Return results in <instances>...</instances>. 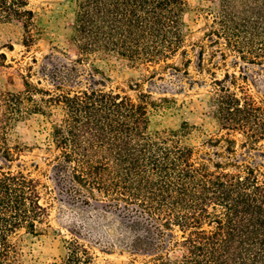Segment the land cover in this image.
Returning <instances> with one entry per match:
<instances>
[{
  "label": "trees",
  "instance_id": "trees-1",
  "mask_svg": "<svg viewBox=\"0 0 264 264\" xmlns=\"http://www.w3.org/2000/svg\"><path fill=\"white\" fill-rule=\"evenodd\" d=\"M73 40L82 56L115 54L132 63L154 64L186 53L188 0H75ZM29 0H0V23L19 22L24 44L38 29ZM211 43L264 67V0H219L209 30ZM0 65L6 55L0 50ZM44 74V89L24 77L19 91L0 90V161L9 164L24 148L12 132L26 116L51 121L48 157L59 193L90 214L70 228L67 253L44 264H95L92 240L145 258L137 264H264V178L250 165L229 170L196 156L187 138L196 128L149 131L147 95L114 90H66L78 73L68 65ZM231 84L235 86L234 75ZM213 87L214 117L226 131L227 152L241 134L254 148L264 144V104L245 88ZM220 138H211L213 146ZM42 182L23 169L0 170V264L21 260V231L41 234L50 212Z\"/></svg>",
  "mask_w": 264,
  "mask_h": 264
},
{
  "label": "rangeland",
  "instance_id": "rangeland-1",
  "mask_svg": "<svg viewBox=\"0 0 264 264\" xmlns=\"http://www.w3.org/2000/svg\"><path fill=\"white\" fill-rule=\"evenodd\" d=\"M185 12L187 45L185 54L154 64L132 63L115 54L93 53L82 56L73 40L75 0H29L35 13L38 29L30 46L24 44V29L19 22L0 23V50L6 55V66L0 65V90L19 91L24 88V77L44 89H52L55 81L44 74L43 66L50 68L68 65L78 73L66 90L104 88L133 99L146 94L149 102V131L156 133L179 129L184 121L196 128L187 141L195 147L200 160L220 161L235 171L237 166L250 165L264 178V144L252 148L246 137L232 133L236 138L235 153L226 150V131L214 117L211 103L213 87L228 83L237 93L245 88L259 103L264 104V67L240 59L223 41L211 43L206 32L216 15L219 0H188ZM236 77L235 86L230 83ZM62 117V110L46 118L40 114L28 115L16 125L12 141L25 147L22 155L9 164L0 161V170L23 169L42 182L43 202L48 203L49 218L41 225V234L21 231L18 235L26 263L44 264L64 257L66 240L72 236L70 228L85 219L89 209L70 202L60 194L54 181L48 157L47 138L51 121ZM220 138L212 146L208 141ZM237 166H233V165ZM213 167V166H212ZM95 253V264H137L142 254H132L119 248L106 247L92 240L85 241Z\"/></svg>",
  "mask_w": 264,
  "mask_h": 264
}]
</instances>
